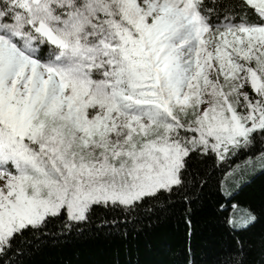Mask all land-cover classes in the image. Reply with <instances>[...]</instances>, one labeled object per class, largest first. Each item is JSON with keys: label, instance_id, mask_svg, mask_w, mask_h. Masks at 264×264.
<instances>
[{"label": "snow or ice", "instance_id": "snow-or-ice-1", "mask_svg": "<svg viewBox=\"0 0 264 264\" xmlns=\"http://www.w3.org/2000/svg\"><path fill=\"white\" fill-rule=\"evenodd\" d=\"M241 153L264 167V0H0V264Z\"/></svg>", "mask_w": 264, "mask_h": 264}, {"label": "trees", "instance_id": "trees-1", "mask_svg": "<svg viewBox=\"0 0 264 264\" xmlns=\"http://www.w3.org/2000/svg\"><path fill=\"white\" fill-rule=\"evenodd\" d=\"M250 153L211 170L206 186L145 199L133 210L93 206L88 219L71 228L51 219L40 233H26L21 264H264V168L226 197L220 181ZM235 206L254 220L242 228L228 223ZM115 222V223H113ZM239 241V243H237Z\"/></svg>", "mask_w": 264, "mask_h": 264}, {"label": "rangeland", "instance_id": "rangeland-1", "mask_svg": "<svg viewBox=\"0 0 264 264\" xmlns=\"http://www.w3.org/2000/svg\"><path fill=\"white\" fill-rule=\"evenodd\" d=\"M262 168L264 167H262L258 162H255L253 159L250 158H245L244 160H240L236 162L234 166L226 172L222 180L224 181L223 187H221L222 193L226 197H228L236 189L237 185L240 182L249 179L251 176H253L255 173L260 171ZM245 212L250 213L254 217L252 212H250L247 208L242 206H235L232 212L230 213L229 218L233 216H239Z\"/></svg>", "mask_w": 264, "mask_h": 264}]
</instances>
